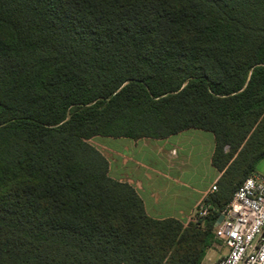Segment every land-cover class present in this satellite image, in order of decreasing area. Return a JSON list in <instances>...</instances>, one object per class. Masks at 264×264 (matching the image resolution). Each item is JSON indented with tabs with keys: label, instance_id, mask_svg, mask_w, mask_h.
Segmentation results:
<instances>
[{
	"label": "trees",
	"instance_id": "16d2710c",
	"mask_svg": "<svg viewBox=\"0 0 264 264\" xmlns=\"http://www.w3.org/2000/svg\"><path fill=\"white\" fill-rule=\"evenodd\" d=\"M215 137L217 191L149 217L94 137ZM264 159V0H0V264H201Z\"/></svg>",
	"mask_w": 264,
	"mask_h": 264
},
{
	"label": "crops",
	"instance_id": "0c3cea01",
	"mask_svg": "<svg viewBox=\"0 0 264 264\" xmlns=\"http://www.w3.org/2000/svg\"><path fill=\"white\" fill-rule=\"evenodd\" d=\"M109 162V176L131 185L153 219L195 221L200 205L213 193L221 177L213 166L215 137L211 132L187 130L164 139L94 137ZM91 140L89 141L91 143ZM264 176V159L256 167ZM228 248L215 239L201 264H218Z\"/></svg>",
	"mask_w": 264,
	"mask_h": 264
},
{
	"label": "built area",
	"instance_id": "2783aa9c",
	"mask_svg": "<svg viewBox=\"0 0 264 264\" xmlns=\"http://www.w3.org/2000/svg\"><path fill=\"white\" fill-rule=\"evenodd\" d=\"M208 214L203 202L196 218ZM220 217L223 220L217 223L216 239L225 244L228 253L218 264H264V176L255 173L247 178Z\"/></svg>",
	"mask_w": 264,
	"mask_h": 264
},
{
	"label": "rangeland",
	"instance_id": "374dc122",
	"mask_svg": "<svg viewBox=\"0 0 264 264\" xmlns=\"http://www.w3.org/2000/svg\"><path fill=\"white\" fill-rule=\"evenodd\" d=\"M98 143L97 140L93 139L91 140V144L94 145V146H98Z\"/></svg>",
	"mask_w": 264,
	"mask_h": 264
},
{
	"label": "water",
	"instance_id": "95a60500",
	"mask_svg": "<svg viewBox=\"0 0 264 264\" xmlns=\"http://www.w3.org/2000/svg\"><path fill=\"white\" fill-rule=\"evenodd\" d=\"M222 220H223V217H220L219 219H218V224H220L221 222H222Z\"/></svg>",
	"mask_w": 264,
	"mask_h": 264
}]
</instances>
